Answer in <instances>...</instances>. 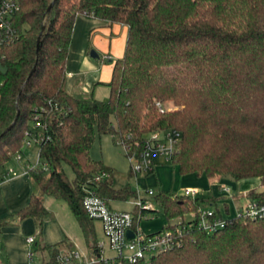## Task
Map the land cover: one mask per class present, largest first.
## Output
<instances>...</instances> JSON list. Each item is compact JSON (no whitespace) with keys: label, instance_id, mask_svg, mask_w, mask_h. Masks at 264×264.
Returning <instances> with one entry per match:
<instances>
[{"label":"trees","instance_id":"16d2710c","mask_svg":"<svg viewBox=\"0 0 264 264\" xmlns=\"http://www.w3.org/2000/svg\"><path fill=\"white\" fill-rule=\"evenodd\" d=\"M14 1L13 35L0 40V182L21 151L24 132H38L42 139L36 148L40 165L28 170L39 194L17 213L19 220L31 219L40 230L47 216L41 197L59 199L87 248L98 253L83 197L93 193L108 206L134 195L114 190L111 171L90 159L95 135H110L137 153L149 134L177 133L169 162L180 176L255 179L263 189L247 196L264 204V0ZM77 16L126 28L122 57L112 63L106 85L107 101L77 99L64 91ZM164 104L171 109L164 110ZM214 201L159 194L166 224L146 236L168 232L169 247L133 264H264V218L231 217L212 233L198 227V210ZM145 213L155 211L135 205L129 213L133 231ZM44 251L49 255L40 264H55L66 250L62 245L37 250Z\"/></svg>","mask_w":264,"mask_h":264},{"label":"crops","instance_id":"0c3cea01","mask_svg":"<svg viewBox=\"0 0 264 264\" xmlns=\"http://www.w3.org/2000/svg\"><path fill=\"white\" fill-rule=\"evenodd\" d=\"M81 29L84 31L88 30L89 35H98L101 32H103L104 35H110V42H107V52L109 56L112 54L113 57H110L112 59V62H110L111 76L112 63L115 60L120 59L123 54L126 28L117 24H107L105 22L84 16H77L75 19L68 56L65 63L64 91L67 95L73 98L93 99L92 95H94V89L90 88L91 85L95 83L94 81H97L96 83L98 84L100 83L98 81L104 80L101 78L98 79L99 72L97 70V66L91 62V60H96L97 57H88L87 48L84 43L79 42L77 46L74 45L75 38H77L80 34L77 30ZM71 54H74V58L71 57ZM84 72H88V74L89 72H92L93 74L90 76L94 77L90 83H87V86L81 84V79L84 78L82 76ZM78 89H81L84 93H88L90 91L88 96L89 98L81 96L77 91ZM22 159L16 162H21ZM13 161L15 160L13 159ZM12 162H9L7 164L8 167H5V177L0 182V222L2 223L0 226V264H40L42 260L47 258L49 251L39 253L37 252L39 247L47 248L49 250L56 245H62L63 249L66 251L73 250L78 252L83 259L90 257H99L104 259L102 256L103 249L96 242L98 253H94L87 248L76 221L70 214L66 204L59 199H55L50 196L41 197L42 206L46 210L47 216L42 220V227L40 230L36 228L33 220H19L17 218V213L28 205L30 197L32 195H38L39 193L28 176V170L31 168V164L28 160H25L26 165L24 166L17 165L16 167H10V163ZM157 166V163H155L152 172L144 175L153 174ZM194 176L198 177L200 175ZM220 179V177L209 179V185L211 187H215L216 195H212V197L209 198L211 202L212 199L215 200L214 205L212 206V204H209L205 209L212 211L213 208L218 211L221 216L231 218L232 216L229 215L230 213L228 207L225 204H223V206L218 204L220 202L219 198H222L223 195V193H220L218 189V186L221 185L219 183ZM229 187L232 190L235 189L234 187L232 188V186ZM255 187L257 186H254L252 189H255ZM196 196L198 197V193ZM108 207L113 211H118L112 209L110 204H108ZM99 226L101 227L100 224ZM136 230L141 233L138 225ZM29 237L34 239V246L32 247V250L34 251V258L32 263H29L26 258V252L30 249L26 244V239ZM104 260H107V258Z\"/></svg>","mask_w":264,"mask_h":264},{"label":"rangeland","instance_id":"374dc122","mask_svg":"<svg viewBox=\"0 0 264 264\" xmlns=\"http://www.w3.org/2000/svg\"><path fill=\"white\" fill-rule=\"evenodd\" d=\"M80 33L74 40V45L77 46L79 42L86 45L88 57L90 53H94L97 57L96 60L91 62L97 66L98 79L101 78L104 81H94L90 88L94 89L93 99L96 101L104 102L108 99V88L105 84L110 78V62H112V54L110 56L107 52V42H110V35L103 34L89 35L88 30H77ZM74 58V54H71ZM70 57V59H71ZM111 57V58H110ZM90 58V57H89ZM72 60V59H71ZM92 72H84L81 79V84L86 85L90 83L94 77H91ZM96 76V75H95ZM81 96L89 98L90 91L84 93L81 89L77 90ZM164 110H170V104L163 105ZM23 151V152H22ZM21 151L22 158L27 159L31 166L34 164L37 157V150L34 148L23 149ZM89 157L94 162L101 163L105 168L111 171V187L114 190L129 189L133 193V197L123 202H110V206L114 210L131 213L136 204H142V206L155 211L154 214L145 213L138 223L139 231L142 235L154 233L159 231L161 227L166 224L165 218L161 209L159 208L156 199L161 193H172L174 195H183L185 189H197L198 197L209 199L215 194V187L209 185V179L204 175L198 177L194 175L180 176L177 169L171 165L170 162L164 160L155 159L154 163H157V168L153 174L133 175L131 172L130 164L125 157L124 150L121 146L116 145L114 138L110 135H95L93 143L89 150ZM21 162L13 161L10 162V167L24 166L26 165L25 160ZM8 167V166H7ZM63 172L69 181L72 180V173L67 166H63ZM217 178V177H216ZM220 184L226 187L232 186L235 189H230L228 193H224L222 198H219L220 205L225 204L228 207L229 215L234 217L237 212L243 208L246 201L245 198L241 197L242 193H247L249 190L257 186V180L249 179L242 181H233L229 176L220 177ZM220 186H218L219 189ZM256 190H262L263 187H255ZM151 192V196L147 195V192ZM245 191V192H244ZM221 193V192H220ZM219 205V206H220ZM188 219L189 217H184ZM98 221H92L94 240L103 249L102 256L104 259L114 258L113 252L108 249L106 239L102 233V229L99 226ZM170 224H174L170 221Z\"/></svg>","mask_w":264,"mask_h":264},{"label":"built area","instance_id":"2783aa9c","mask_svg":"<svg viewBox=\"0 0 264 264\" xmlns=\"http://www.w3.org/2000/svg\"><path fill=\"white\" fill-rule=\"evenodd\" d=\"M17 10L18 7L14 0H0V40H7L12 37L13 29L11 27V21ZM33 124V129L38 130L39 124L36 122L35 117L33 118ZM41 140V134L38 132H24L21 151L23 149L37 148ZM178 140L179 135L177 133L154 132L147 136L146 140L142 143V149L137 153L131 151L119 139L115 140V144L123 148L132 174L144 175L153 170L155 159H162L165 162H169L175 153ZM21 151L12 156L15 161L22 159ZM39 165L37 154L36 160L31 168L39 167ZM100 177L106 178L107 175L101 173ZM100 177H96L94 181H98ZM230 189V187H226L225 185H220L219 187V191L223 194L228 193ZM147 195H151V192L148 191ZM183 195L193 198L197 195V191L195 189H185ZM240 196L245 198L246 203L234 217L243 215L252 220L264 218V204H258L250 200L247 193H242ZM136 205L143 209H149L142 206L141 203ZM81 207L89 220L100 223L108 249L113 252L114 258L110 260H104L99 257L83 259L78 252L67 250L58 254L55 264H99V262L107 263L115 260L133 264L138 260L145 259L149 255L163 252L169 247L170 234L168 232H159L156 235L147 237L137 230L133 231L131 229L132 218L129 213L111 210L102 199L93 193H88L83 197ZM198 214V227L206 233H212L217 229L223 228L225 221L229 219L221 215H219L220 217H215L213 210H198ZM189 217H192V213L189 214ZM128 230L132 231L134 235L132 240H127L125 237V232ZM26 244L30 248L26 252V258L29 263H32L34 258V251L32 250L34 239L32 237L27 238Z\"/></svg>","mask_w":264,"mask_h":264},{"label":"water","instance_id":"95a60500","mask_svg":"<svg viewBox=\"0 0 264 264\" xmlns=\"http://www.w3.org/2000/svg\"><path fill=\"white\" fill-rule=\"evenodd\" d=\"M52 4H53V3H51V4L48 6L46 12L49 10V8H51ZM42 30H43V28L41 29V31H40V33H39V35H38V37H37V40H36V50H37V48H38V43H39V40H40V36H41V32H42ZM90 57H92V58H96V56H95L94 53H90ZM11 127H12V125H11L6 131H8ZM4 134H5V132L2 133L1 136H3ZM125 237H126L127 240H132V239L134 238V235H133L132 231L128 230V231L125 232Z\"/></svg>","mask_w":264,"mask_h":264}]
</instances>
